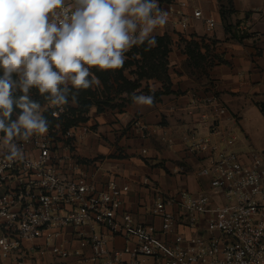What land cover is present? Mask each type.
I'll return each mask as SVG.
<instances>
[{"label":"crops","instance_id":"obj_1","mask_svg":"<svg viewBox=\"0 0 264 264\" xmlns=\"http://www.w3.org/2000/svg\"><path fill=\"white\" fill-rule=\"evenodd\" d=\"M172 2L182 11L188 27L180 25L181 17L171 18L154 30V46L145 43L131 48L122 74L136 87L120 89L112 79L107 86L100 80L102 88L89 89L95 102L85 114L90 132L76 148L86 172L82 181L92 182L99 190L115 181L122 189L120 212H130L135 222L157 229L161 220L150 211L156 190L178 197L182 189L193 198L210 190L209 178L199 175L206 159L188 151L191 138H209L219 149L233 151L238 127L246 139H252L254 133L264 136V0ZM181 3L186 5L178 7ZM65 4L71 5L68 0ZM195 10L215 20L213 32H207L203 20L194 18ZM133 93L151 95L153 103L138 104ZM208 97H215L227 113L219 116L208 110L204 104ZM78 107L79 102L73 106L69 101L70 116L62 130L78 116ZM40 111L49 114L48 101ZM203 113L209 120L201 119ZM47 120L54 123L50 116ZM138 120L148 128L146 138L134 128ZM238 149L244 155L255 152ZM183 233L189 236L193 232ZM52 234L48 230L37 238L40 250L31 255L37 264H96L90 260L91 249L82 248L79 242L92 235L105 239L111 250H123L126 245L123 237L100 226L69 227L56 240L72 253L63 260L46 247ZM159 240L165 239L159 236ZM123 261L128 262V256ZM0 264L12 262L0 260Z\"/></svg>","mask_w":264,"mask_h":264},{"label":"built area","instance_id":"obj_2","mask_svg":"<svg viewBox=\"0 0 264 264\" xmlns=\"http://www.w3.org/2000/svg\"><path fill=\"white\" fill-rule=\"evenodd\" d=\"M159 6L168 12V20L181 17L180 25L188 27L176 3L159 0ZM194 18L204 21L207 32L214 31L213 18L198 10ZM204 104L219 116L227 113L215 97L206 98ZM48 111L56 123L50 124L45 136L34 134L28 142H15L23 149V159L7 160L8 150L0 154L1 261L37 264L31 255L40 250L36 240L48 230L53 234L46 247L55 258L67 259L71 251L56 241L64 230L100 226L123 237L126 245L111 250L101 236L82 238L80 246L91 249L90 260L96 264H264V156L260 153L244 155L219 149L209 138H191L188 151L206 159L199 175L209 178L210 190L218 197L202 193L193 198L182 189L178 197H169L156 190L150 211L161 220L157 229L135 222L130 212H120L122 189L115 181L104 190L82 181L86 172L76 148L90 129L74 122L62 130L69 117L66 105L61 111L49 102ZM200 117L209 120L207 113ZM134 128L148 136L141 121H135ZM183 230L193 233L186 236ZM76 237L79 240V234ZM74 253L79 256V251Z\"/></svg>","mask_w":264,"mask_h":264},{"label":"clouds","instance_id":"obj_3","mask_svg":"<svg viewBox=\"0 0 264 264\" xmlns=\"http://www.w3.org/2000/svg\"><path fill=\"white\" fill-rule=\"evenodd\" d=\"M59 9V11H57ZM168 12L159 0H0V133L6 159H23L15 138L45 136L50 122L31 98L35 88L63 111L78 105L80 90L102 88L91 69L117 70L136 45L154 46ZM19 93V95H17ZM132 99L151 105L153 96ZM15 109L21 110L12 119Z\"/></svg>","mask_w":264,"mask_h":264},{"label":"trees","instance_id":"obj_4","mask_svg":"<svg viewBox=\"0 0 264 264\" xmlns=\"http://www.w3.org/2000/svg\"><path fill=\"white\" fill-rule=\"evenodd\" d=\"M165 1L166 2H172L173 0H165ZM126 54H129V52ZM124 67H126V62L124 63L122 68L117 69V70L100 71L98 69L93 68V69H91V71L96 73V75L104 83L105 86H107L108 83L113 79L115 83H118V85H121L119 87L120 89H123L124 85H131L132 87H136V83L132 84V83L128 82V80L123 76L122 70ZM120 81L122 82V84L120 83ZM17 95H19V93H17ZM92 95L93 94L90 90H80L79 95H78V102H79L78 110L79 111L77 114H75V111H74V114L78 115V116L74 117L73 121L70 122L69 124H67L66 127H69L74 122L86 123L87 118H86L85 114H87L89 108L95 103L91 99ZM31 98L35 101H38L41 105L47 101L43 97L41 98L39 96V94L35 88H33L31 90ZM20 111L21 110H19V109H15L14 114L12 116V119H16V116ZM43 116L48 119L50 116V113L48 114L47 112H45L43 114ZM69 116H70V114H69ZM50 118H51V116H50ZM51 120L54 121L52 118H51ZM50 124H51V122H50ZM1 134H2V136H4L3 133H1Z\"/></svg>","mask_w":264,"mask_h":264},{"label":"rangeland","instance_id":"obj_5","mask_svg":"<svg viewBox=\"0 0 264 264\" xmlns=\"http://www.w3.org/2000/svg\"><path fill=\"white\" fill-rule=\"evenodd\" d=\"M135 81H136V79H135ZM120 86L121 85H119V87ZM100 91H102V90L100 89ZM97 95H99V94H97ZM40 97L42 98V96H40ZM97 100H99V99H97ZM254 134L250 135L252 139H246V137L242 133L241 129L239 127L236 128L235 135L237 136V141L235 143V146L237 148H235L233 151L238 153L237 152L239 150L238 148L243 147L245 150H247V149L252 150V151L260 153L262 156H264V136L261 134H258V133H256L255 135ZM17 139H19V137L15 138V140H17ZM6 150H8V146H6L3 143V136L0 133V154ZM208 194H209V196L214 197V198L218 197L214 194V191H212V190H209ZM218 199L220 200L221 205H226L225 200H223L222 198H218Z\"/></svg>","mask_w":264,"mask_h":264}]
</instances>
